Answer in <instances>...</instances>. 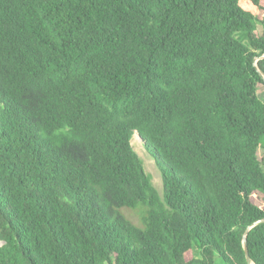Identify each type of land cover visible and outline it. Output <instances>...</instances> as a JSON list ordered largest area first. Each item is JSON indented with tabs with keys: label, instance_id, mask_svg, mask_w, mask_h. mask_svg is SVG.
Here are the masks:
<instances>
[{
	"label": "trees",
	"instance_id": "trees-1",
	"mask_svg": "<svg viewBox=\"0 0 264 264\" xmlns=\"http://www.w3.org/2000/svg\"><path fill=\"white\" fill-rule=\"evenodd\" d=\"M263 53L264 0H0V264H249Z\"/></svg>",
	"mask_w": 264,
	"mask_h": 264
},
{
	"label": "rangeland",
	"instance_id": "rangeland-1",
	"mask_svg": "<svg viewBox=\"0 0 264 264\" xmlns=\"http://www.w3.org/2000/svg\"><path fill=\"white\" fill-rule=\"evenodd\" d=\"M258 94L262 99H264V86L263 85L258 86ZM131 144L133 146V149L136 151L138 156L141 158L145 172L150 176V179H151L153 186L156 188V190L159 193H161V189H162L161 175H160V172H159L157 166L155 165L154 160L144 150L142 143H141V140L139 139V137L136 134L133 135V137L131 139ZM257 153H258V156L260 158L262 153H263V150L258 149ZM257 198H259L257 203L261 207H264V194L260 193L259 196H257ZM127 210L128 209H125V211H127ZM138 210L139 209H136L133 211L137 212ZM1 243H2V241L0 240V244ZM195 253H196V250H195ZM214 264H223V263H222V261H220L218 258L215 257L214 258Z\"/></svg>",
	"mask_w": 264,
	"mask_h": 264
},
{
	"label": "water",
	"instance_id": "water-1",
	"mask_svg": "<svg viewBox=\"0 0 264 264\" xmlns=\"http://www.w3.org/2000/svg\"><path fill=\"white\" fill-rule=\"evenodd\" d=\"M262 58H264V53L261 54V55H259V56H257V57H255V59H254V64L256 65V61H257L258 59H262ZM259 222H264V217H263V218H260V219H258V220H256V221H254L252 224H250V225L247 227V229L245 230V232L243 233V236H242V246H243V250H244V253H245L246 260H247V262H248L249 264H253V263L251 262L250 257H249V253H248V244H247V238H246V235H247V232L249 231V229H250L252 226L258 224Z\"/></svg>",
	"mask_w": 264,
	"mask_h": 264
}]
</instances>
